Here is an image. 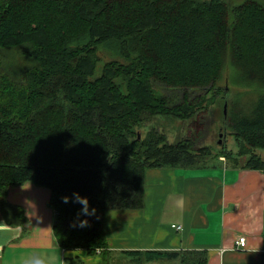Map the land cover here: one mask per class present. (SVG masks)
Here are the masks:
<instances>
[{"label":"trees","instance_id":"trees-1","mask_svg":"<svg viewBox=\"0 0 264 264\" xmlns=\"http://www.w3.org/2000/svg\"><path fill=\"white\" fill-rule=\"evenodd\" d=\"M225 78L257 96L246 105L241 95L233 103L217 99ZM160 87L183 92L181 102ZM210 94L212 106L229 103L223 122L241 148L235 155L224 147L220 157L264 171V0H0V210L8 223L24 224L9 189L47 188L59 245L113 264L107 216L143 210L148 172L195 168L211 154H193L191 138L169 143L151 122L175 118L197 127ZM73 193L96 209L79 217L87 227L72 226L82 207ZM118 257L126 264L208 262L198 251Z\"/></svg>","mask_w":264,"mask_h":264},{"label":"crops","instance_id":"crops-1","mask_svg":"<svg viewBox=\"0 0 264 264\" xmlns=\"http://www.w3.org/2000/svg\"><path fill=\"white\" fill-rule=\"evenodd\" d=\"M50 198L49 189L32 182L9 189L8 202L26 221L12 225L0 210V264H67L78 257L102 264L100 256L59 245ZM105 231L111 250L198 251L207 264H264V171L226 164L152 170L143 210L109 214ZM242 236L247 249L239 251Z\"/></svg>","mask_w":264,"mask_h":264},{"label":"rangeland","instance_id":"rangeland-1","mask_svg":"<svg viewBox=\"0 0 264 264\" xmlns=\"http://www.w3.org/2000/svg\"><path fill=\"white\" fill-rule=\"evenodd\" d=\"M106 60L108 57L110 58L107 51L104 53ZM105 65V61H102L99 66L98 70L96 72V77H100L102 75V70ZM225 73L227 75H232L233 68L229 63H226L225 67ZM236 78V76H235ZM221 86L224 89L220 94L216 95V98L224 97L228 102H235V100L241 95V100L243 105H246L248 102L251 103L253 99L257 96L254 92L253 87H249L247 85L243 86H236L233 85L228 81L227 78L223 79L221 82ZM161 93L165 95L166 97L170 98L172 100L173 104H179L183 97V92H180L179 90H170V89H163L159 88ZM190 99L192 100L195 98L197 93L191 92ZM247 95V96H246ZM213 97V94H210L208 96L207 106L209 104V107L199 109V117L198 121L200 125L197 127H193L192 123L184 122L181 120H177L175 118H165V117H158L155 119V121H152L151 124L154 125V127L157 128V131H159L162 135L165 134V137L167 138V141L169 143H174L176 139L182 138H191L194 141V146L192 148V153L197 154L199 150L203 148H209L211 151L210 156L203 158L204 162L200 163L198 166H210V165H231L233 166V161L226 158V157H220L222 156V152L226 148L228 151L233 152L235 155H237L240 151V144L237 141L233 134V131L227 127V122H223V118L228 117L229 112V103L219 104L218 106H212L211 99ZM147 132L144 131L140 135L141 139L146 138ZM222 141L221 144L219 142ZM259 155L264 158V151H260ZM247 157H241L240 161L242 164L246 163ZM179 169H185V168H178V169H172V170H179ZM151 190H154L155 187L150 186ZM149 189V190H150ZM114 253V260L113 264H126V260H120L118 255L125 251V250H112ZM116 254V255H115ZM165 264H178V262L171 261V262H162ZM151 264H160V263H151Z\"/></svg>","mask_w":264,"mask_h":264},{"label":"clouds","instance_id":"clouds-1","mask_svg":"<svg viewBox=\"0 0 264 264\" xmlns=\"http://www.w3.org/2000/svg\"><path fill=\"white\" fill-rule=\"evenodd\" d=\"M73 197L74 199H72L73 203H78L80 204L82 207L80 209V212L77 213V220L73 222L72 226L73 227H80V228H84L88 226V220L84 219V220H80L79 217L81 215L83 216H93L96 213V209L95 208H89V201L87 199V197H82L80 196L79 193H73ZM62 202L67 204L70 202V197L68 196H64L61 198Z\"/></svg>","mask_w":264,"mask_h":264},{"label":"built area","instance_id":"built-area-1","mask_svg":"<svg viewBox=\"0 0 264 264\" xmlns=\"http://www.w3.org/2000/svg\"><path fill=\"white\" fill-rule=\"evenodd\" d=\"M177 230H181L182 227H174ZM247 249V238L245 236L240 237L236 242V250L242 251Z\"/></svg>","mask_w":264,"mask_h":264},{"label":"water","instance_id":"water-1","mask_svg":"<svg viewBox=\"0 0 264 264\" xmlns=\"http://www.w3.org/2000/svg\"><path fill=\"white\" fill-rule=\"evenodd\" d=\"M221 143H222V141L219 142V144H221Z\"/></svg>","mask_w":264,"mask_h":264}]
</instances>
